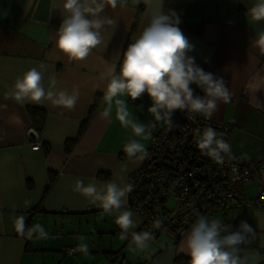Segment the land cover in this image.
I'll use <instances>...</instances> for the list:
<instances>
[{
  "label": "crops",
  "instance_id": "obj_1",
  "mask_svg": "<svg viewBox=\"0 0 264 264\" xmlns=\"http://www.w3.org/2000/svg\"><path fill=\"white\" fill-rule=\"evenodd\" d=\"M257 2L163 0L164 11L179 15L178 27L194 46L189 55L199 67L208 65L209 73L223 78L233 94L231 102H219L212 117L231 126L232 160L262 164L261 182L244 186L251 199L261 192L264 197V48L256 43L264 33V20L253 19L250 12ZM156 4L153 0L152 7ZM150 11L142 0H128L126 7L116 9L106 7L101 17L113 18L116 24L105 25L103 42L84 61H72L56 47L62 0H0V264H189L175 258H190L181 251L190 230L178 241L161 235L141 249L131 235L121 238L118 213L104 212L74 191L77 179L85 185L123 186L141 164L142 160L126 155L124 146L136 139L146 148L150 136L136 137L131 128L122 126L114 102L110 117H101L108 107L103 98L108 81L101 77L111 65L118 70L123 52L148 24ZM40 63L47 66L46 88L51 77L58 88L71 92L78 87L74 109L48 100L20 104L6 96L18 77ZM119 98L127 102L133 118L144 124L153 121L147 93L135 101L126 95ZM33 116L41 121L38 129ZM163 126L158 123L151 135ZM30 128L38 131L37 150L31 149L37 141L29 138ZM125 207L133 212L136 224L130 232H138L140 217ZM19 215L26 217V229L42 225L47 238L19 235L14 227ZM205 217L225 220L231 231L247 222L254 234L249 243L240 245L241 255L247 257V264H264V207L230 204L225 211ZM80 243L88 245V254L64 252Z\"/></svg>",
  "mask_w": 264,
  "mask_h": 264
},
{
  "label": "clouds",
  "instance_id": "obj_2",
  "mask_svg": "<svg viewBox=\"0 0 264 264\" xmlns=\"http://www.w3.org/2000/svg\"><path fill=\"white\" fill-rule=\"evenodd\" d=\"M139 3L141 0H132ZM151 8L148 24L137 38L130 43L122 54L117 70L116 65L108 67L102 74V79L108 81L103 91L107 109L101 112L102 118H109L113 102L117 116L122 126L131 128L136 137H149L158 123L167 125L171 130L174 123L172 117L176 110L186 112L190 119L197 114L211 119L218 110L219 102L229 103L232 93L225 85L223 78L204 71L195 63V57L189 55L194 46L178 27L179 15L169 9H163V0H157L153 8V0H142ZM128 0H62V22L57 30L56 47L72 61H84L103 42L102 29L105 25H114L113 18L104 16L106 7L116 9L126 7ZM253 19L264 20V0H258L250 9ZM256 43L264 48V33ZM47 66L40 63L18 77L6 96L17 103H41L51 101L53 105L62 106L69 110L75 108L79 99V89L73 86L71 92L58 88V81L51 77L46 88L44 74ZM195 84L204 95H195L190 85ZM147 93L151 106L147 111L153 117L148 124L139 122L132 117L128 104L119 97L127 96L135 101ZM196 145L201 153L211 158L215 163L223 165L226 157L231 158V145L223 139V134L217 133L212 127L202 131L193 130ZM124 152L129 158L143 160L149 153L144 144L132 139L124 146ZM133 190V185L115 182L97 185L89 182L85 185L83 179H77L74 191L80 192L104 212L118 213L116 223L122 230V239L129 235L132 242L143 249L154 239L149 231L130 232L136 227L133 212L126 209L127 196ZM26 205L29 202H25ZM121 209H125L121 211ZM196 220L191 225L186 238L182 240L181 251L190 257L189 264H247V257L241 255L240 245L250 242L254 234L252 227L241 221L236 231H231V225L219 219L209 220L204 215L195 214ZM26 217L19 215L14 219L16 232L31 239L34 235L45 239L48 233L40 224L26 229ZM153 226L159 229L162 222L157 219ZM83 241L84 237H80ZM76 251L88 254V245L80 243Z\"/></svg>",
  "mask_w": 264,
  "mask_h": 264
},
{
  "label": "built area",
  "instance_id": "obj_3",
  "mask_svg": "<svg viewBox=\"0 0 264 264\" xmlns=\"http://www.w3.org/2000/svg\"><path fill=\"white\" fill-rule=\"evenodd\" d=\"M208 72V65L201 67ZM195 95L203 91L195 84L190 85ZM180 111L172 117L173 127L164 125L149 138L146 147L149 155L138 168L129 173L126 183L133 185L128 193L127 206L141 220L138 232L149 231L156 240L167 236L178 241L191 228L196 213L213 215L223 212L230 204L255 208L264 207V197L247 198L244 186L261 182L262 164L256 162L237 163L226 157L223 165L203 155L196 145L194 129L212 127L230 143L231 126L211 117L197 114L194 119ZM40 148L34 142L32 150ZM173 197L174 204H169ZM159 219L162 226L157 229L153 222ZM223 223L227 224L225 220ZM66 254H75L76 248L68 246Z\"/></svg>",
  "mask_w": 264,
  "mask_h": 264
},
{
  "label": "trees",
  "instance_id": "obj_4",
  "mask_svg": "<svg viewBox=\"0 0 264 264\" xmlns=\"http://www.w3.org/2000/svg\"><path fill=\"white\" fill-rule=\"evenodd\" d=\"M137 19H138V15H137L136 18H135L134 24H133V26H132V30L136 27ZM29 112H30L32 115H34V113H35V109H34L33 107H30V108H29ZM33 119H34L33 122H34L35 128L38 129V128L41 126V121H40V119L35 118L34 116H33ZM51 179H52V178H50V180H51ZM175 260H176L177 262L189 263L190 258L176 257Z\"/></svg>",
  "mask_w": 264,
  "mask_h": 264
},
{
  "label": "water",
  "instance_id": "obj_5",
  "mask_svg": "<svg viewBox=\"0 0 264 264\" xmlns=\"http://www.w3.org/2000/svg\"><path fill=\"white\" fill-rule=\"evenodd\" d=\"M27 134L32 141L38 140V131L35 128H30Z\"/></svg>",
  "mask_w": 264,
  "mask_h": 264
},
{
  "label": "rangeland",
  "instance_id": "obj_6",
  "mask_svg": "<svg viewBox=\"0 0 264 264\" xmlns=\"http://www.w3.org/2000/svg\"><path fill=\"white\" fill-rule=\"evenodd\" d=\"M174 204V200H173V197L171 198V200L169 201V204Z\"/></svg>",
  "mask_w": 264,
  "mask_h": 264
}]
</instances>
